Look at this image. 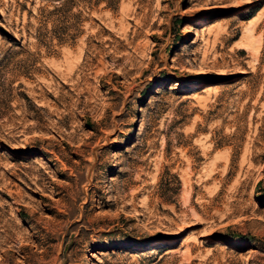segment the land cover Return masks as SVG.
Listing matches in <instances>:
<instances>
[{
    "label": "rangeland",
    "instance_id": "1",
    "mask_svg": "<svg viewBox=\"0 0 264 264\" xmlns=\"http://www.w3.org/2000/svg\"><path fill=\"white\" fill-rule=\"evenodd\" d=\"M55 4L0 0V264H264V0Z\"/></svg>",
    "mask_w": 264,
    "mask_h": 264
},
{
    "label": "trees",
    "instance_id": "2",
    "mask_svg": "<svg viewBox=\"0 0 264 264\" xmlns=\"http://www.w3.org/2000/svg\"><path fill=\"white\" fill-rule=\"evenodd\" d=\"M54 3H56L54 6H53V10H60L62 9L63 7H68V5H70L71 3L74 2V0H52ZM84 1V0H83ZM69 9V8H68ZM259 7H256L252 10V12L247 15L246 19H249L251 18L257 11H258Z\"/></svg>",
    "mask_w": 264,
    "mask_h": 264
}]
</instances>
